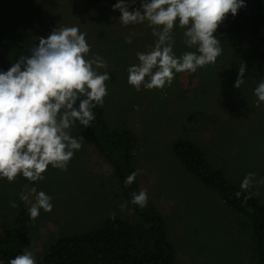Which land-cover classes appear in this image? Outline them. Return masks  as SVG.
Wrapping results in <instances>:
<instances>
[{
	"label": "rangeland",
	"instance_id": "1",
	"mask_svg": "<svg viewBox=\"0 0 264 264\" xmlns=\"http://www.w3.org/2000/svg\"><path fill=\"white\" fill-rule=\"evenodd\" d=\"M114 1L93 10L77 0H5L1 24L8 31L2 52L15 63L40 37L59 27L78 26L87 33L93 53L105 58L110 80L102 107L112 128H128L139 141L136 171L140 190L146 189L166 220L169 240L177 252L176 264H255L251 225L230 209L219 194L188 174L171 151L179 139L197 143L211 164L235 184L255 173L246 192L264 206V104L256 106L253 89L264 79V50L250 31L219 37L223 53L213 65L196 73H179L164 89L137 92L127 83V67L138 63L136 53L155 43L148 23L124 26ZM133 7H139V0ZM132 36V43L125 38ZM177 55L188 51L183 29H174ZM246 64L245 83L235 88L240 64ZM104 71V70H101ZM72 135L82 137L67 171L49 169L36 183L22 176L0 179V236L12 226L21 209L20 199L32 187L52 197V212L41 210L31 224V247L37 264L48 247L62 235L88 231L109 216L129 217L121 199L113 168L97 153L85 132L75 126ZM34 199V197H30ZM15 201L16 207H11Z\"/></svg>",
	"mask_w": 264,
	"mask_h": 264
},
{
	"label": "clouds",
	"instance_id": "2",
	"mask_svg": "<svg viewBox=\"0 0 264 264\" xmlns=\"http://www.w3.org/2000/svg\"><path fill=\"white\" fill-rule=\"evenodd\" d=\"M136 3L116 0L112 11H119L124 26L147 22L156 38L149 51L136 53L138 63L126 69L127 83L137 92L170 87L177 74L215 64L223 53L216 35L219 25L247 6L246 0H139L138 8L133 7ZM177 27L183 29V43L190 49L181 55L174 51ZM86 37L78 26L57 27L39 38L30 55H21L6 71L0 70V179L12 182L22 176L33 183L43 181L49 167L67 171L81 150L83 138L71 130L77 124L89 127L95 120L94 109L104 105L111 78L107 61L92 52ZM125 43L131 44L132 36ZM246 71V64H240L235 88L245 83ZM253 95L257 107L264 104V79ZM142 171L127 175L124 186L130 187ZM255 175L250 172L243 178L237 198L253 186ZM255 182L264 185V178ZM20 199L30 205L27 212L33 220L41 210L50 213L54 207L52 197L36 187L22 192ZM130 202L146 207L147 190L133 192ZM10 206L15 208V201ZM7 264L37 261L32 252H24Z\"/></svg>",
	"mask_w": 264,
	"mask_h": 264
},
{
	"label": "trees",
	"instance_id": "3",
	"mask_svg": "<svg viewBox=\"0 0 264 264\" xmlns=\"http://www.w3.org/2000/svg\"><path fill=\"white\" fill-rule=\"evenodd\" d=\"M93 10L101 9L116 0H77ZM247 6L238 15L231 14L219 25L216 35L233 36L250 31L256 42L264 48V0H246ZM5 0H0V15L5 10ZM8 31L0 18V70H7L14 62L2 52ZM264 61V50L261 52ZM95 120L89 127L79 124L97 153L113 168L121 191V199L132 212L129 217H106L94 228L62 235L43 255L40 264H176L177 252L169 240L166 220L158 207L148 201L143 209L132 204L133 192L140 191L138 179L130 186L124 180L136 171L138 148L136 134L128 128H112L105 119L104 107L94 109ZM171 151L188 174L195 176L206 188L216 191L231 210L248 219L251 225L252 261L264 264V206L248 192L235 196L240 186L225 177L208 159L207 153L197 143L179 139L171 145ZM33 219L23 208L12 226L0 236V260H8L27 252L31 247Z\"/></svg>",
	"mask_w": 264,
	"mask_h": 264
}]
</instances>
